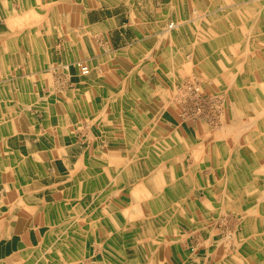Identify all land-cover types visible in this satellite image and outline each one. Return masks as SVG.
<instances>
[{
    "label": "crops",
    "instance_id": "obj_1",
    "mask_svg": "<svg viewBox=\"0 0 264 264\" xmlns=\"http://www.w3.org/2000/svg\"><path fill=\"white\" fill-rule=\"evenodd\" d=\"M104 1L110 8L100 10V3L97 5L96 0H45L46 3L43 0L45 8L43 6L40 11H35L36 15H39L34 21L32 19L33 25L29 26L28 16L34 14L32 0H0V160L4 159L3 165L0 164L1 263L28 262L27 257L42 250V246L48 241V229L57 218L61 221L65 215L64 207L68 205L69 194L85 189L82 188L84 182L80 177L85 173L83 169L86 164L82 163L84 159L85 161L90 159L89 164L95 165L94 162L102 155L104 158H112V155L123 153L118 147L123 140H115L109 136L104 139L96 138L95 129L91 132L80 129L79 122L85 117L88 109L86 104L88 95L104 89V97L109 95L111 98L113 93L127 95L129 91L135 102L133 109L144 114L148 108L146 105L149 103L148 96L159 99L163 90L157 82L159 78L155 76V68L151 64L159 53L155 50L159 47V40L166 36L170 22L181 21L177 23L173 32H177L181 26V31H190L192 20L187 17L198 10L201 2ZM225 1L231 3L226 8L233 6L228 14L230 16L234 14L233 18L238 25L235 42L225 44L224 23L214 24L223 18V15H219L223 11L219 10L210 18H206L205 22V27L209 30L215 31L214 25L219 27L221 34L215 36V42L207 35L204 38L192 39L188 33L181 32L178 34L177 43L169 44L170 47L187 46L190 52L188 58L194 63L205 64L207 70L209 64L218 66L217 63L224 61L244 64L255 61L257 0ZM219 4H225L224 0H203L205 7L208 5L217 7ZM82 8L86 9V16H83ZM224 9L223 6L221 10ZM64 16H70V21H64ZM246 18L248 19L245 20ZM52 19L56 20L55 27L51 26ZM36 23H43V26L37 28L34 26ZM41 30L59 32L70 30L73 36L66 42L64 39H55V42L51 39L48 44L45 41L46 36L43 39L44 34L41 35ZM80 30L83 31L84 38L79 37L81 35L77 33ZM217 31L218 28L216 33ZM261 47L264 54V44ZM174 50L169 51L171 55L169 59L181 60L183 56L175 54ZM64 51L66 55L63 54ZM145 58L152 59L151 63L142 65L146 62ZM173 61L171 63L174 64ZM81 63L92 66L89 74H80L78 69ZM67 64L69 69L64 74V66ZM240 74L242 73L239 72L238 75ZM173 77V74L168 75L171 80ZM134 79L139 80L142 88L147 86L141 90L147 98L136 95L138 92L132 89ZM60 80L66 86L57 82ZM243 87L242 92L249 88L244 83ZM76 90L83 94V100L79 98ZM126 108L123 105L117 109ZM160 112L164 114L163 109ZM161 120L157 123L158 128L171 132L172 129L165 126L168 129L166 130ZM179 124V128L188 131L186 125ZM183 146H187L186 143ZM186 154L185 164L180 159V153L174 154L179 162L172 158L170 160L175 163L176 177H183L184 174L185 177H189L185 188L193 192L194 210L187 217L196 224L195 227L200 224L201 229L196 231L191 226H185L187 230L183 231L184 234L180 238L198 236L216 247L209 252L205 250L208 248L206 246L200 248L203 256L199 258L202 260L206 257L207 260L200 264H214L213 259L219 264L217 261L222 260L219 256H226V261L233 264H264V200L262 202L258 200L259 194L256 195L257 199H247L249 191L246 199H241L239 195L241 184L244 182L252 183L253 186L256 182H259V186L264 184V174H255L249 166V152L222 156L217 147L215 152L203 154L198 160L197 151H188ZM106 167L113 173L114 168L109 165ZM179 171H182L181 176L177 174ZM104 174H108L107 171H104ZM237 195L240 198H237ZM248 205H260L259 217L255 218L260 224V229L255 232L252 228L250 230L246 228V232H243L248 234L251 232V236L254 237L252 244L244 240L236 241L238 244L235 252L240 256L238 259L232 254L230 246L221 248L225 244L222 241L224 235L215 229L209 234L208 226H212V216L222 213L223 208L232 210V207L244 208ZM125 213V216L132 214L130 206ZM233 213H236V210L233 209ZM213 225L216 227L217 224ZM243 238L249 236L245 234ZM185 241L187 240L181 242L180 248L175 244L167 248L165 252L167 264L188 262L185 255L187 250L183 245ZM191 256L192 262L199 260L192 252ZM220 264H223L222 261Z\"/></svg>",
    "mask_w": 264,
    "mask_h": 264
},
{
    "label": "rangeland",
    "instance_id": "obj_2",
    "mask_svg": "<svg viewBox=\"0 0 264 264\" xmlns=\"http://www.w3.org/2000/svg\"><path fill=\"white\" fill-rule=\"evenodd\" d=\"M200 1H201L199 3L200 7L198 6V10H196V12L193 11L192 15L190 14L191 16L187 17L190 20H192V22H190L191 23L190 25L192 26L190 27V31H187V30L181 31L182 29V26H181V29H178L177 32L176 31L171 32L169 36L161 37V39L159 40V47H157V49L155 48L156 52H159L158 55H156V59L153 61L152 59L147 60L148 58L147 57L145 58L146 62H144V64L141 63L142 65H146V64L148 65L152 61L151 64L155 68V74H156L155 76L159 78L157 82L160 85V88L163 89L162 90L163 94L161 92V97H159V99H155L154 96H148L149 98H147V95H143L141 93V90L145 89V87L147 86L142 88L139 80L137 79L133 80L132 89L139 93V94L136 93V95L144 96L145 98H147V101L149 100L150 104L152 105L158 104L164 110V115L160 122L163 124L164 127L167 126L171 128L172 129L170 130L171 132H168V133L169 134L173 133V136H175V138L178 139V142H176L175 144H176V148L179 150L178 152L180 153V159L182 163H184L186 160L185 158L187 156L186 153L188 151L194 152L197 149V147H200V148L205 147L208 149L210 148L216 149L217 147H219L220 152L222 153V156H226L231 153L249 152L250 154L249 159H248L249 166L252 168L253 171H255V174H261V173L264 174V54L262 52L263 48L261 47V45L264 44V0H257V3H256V22L257 23H256V31H255V36H256L255 40L257 44V51H256V56L254 58L255 61L248 63V64L239 63V62L230 63L228 61H224L223 63H217L218 66H215V64H209L208 70L205 64L194 63L191 61L190 58H188L190 57V55H188L190 52H188L187 46L178 45L176 46V48H173V47L171 48L169 45V44L177 43L178 34L181 32L188 33V35L193 37L192 39H200L202 37L204 38L207 35V37L212 42H215V36L216 35L219 36L221 34L219 27L218 26L215 27V25L216 24L219 25L222 22L225 25L224 26V34H225L224 43L227 44V42L230 43V42L236 41V38H237L236 32H237L238 25L235 23V20L233 18L234 14L232 16L228 14L231 11L229 9H232L233 6L230 8H226L231 3H229V1L226 3V1L224 0L225 4L223 5L219 4L217 7H215L214 5L213 6L208 5L205 7V5H203V0H200ZM32 2L33 4L31 5V7L33 8L32 9L33 11L32 10L31 11L34 14L30 13L31 16H28L29 21L27 24L29 26L33 25L32 17H34L33 19L34 21L39 15V14L36 15L35 11L37 12L40 11V8L43 7L46 3L45 0H44L45 3L43 2V0H32ZM96 2H97L96 3L97 5L100 3L99 4L101 6L100 10H103V8H110L109 5L105 4L104 0H96ZM223 6L225 7V9L221 10ZM129 7H130V4L128 3L127 9H129ZM82 9H84L83 16L84 15L86 16L85 14L86 9L85 8H82ZM219 10L223 11L221 14H219V15H223V18L219 21L217 20L216 22H214L215 31L209 30V28L205 27L206 18H210L211 15L215 13V11H219ZM63 19L64 21H70V16L68 17L64 16ZM247 19L248 18H246L245 20ZM48 20H50V18ZM52 21L53 23L51 24V26L55 27L56 20L52 19ZM180 22L181 21L179 20V22H176V23H180ZM43 23H36V25L34 26L37 28H40V26H43ZM41 28H44V27H41ZM216 28H218L217 33H216ZM42 33L44 34L42 36L43 39L46 36L45 41H47L48 44H50L49 41L51 39H53V42L56 41L55 39H61V40L64 39V41L66 42L67 39H71L73 36L70 30H64L62 32H59L56 30H53V31L41 30V35ZM77 33L81 35L79 37L81 38L83 37L82 30L78 31ZM86 34L90 36L88 32ZM245 34H247V31H245ZM61 40H60V44H61ZM207 42H210V41H207ZM171 49H175L174 50L176 52L175 54L177 55L179 54V56L181 54L183 58L181 60H174V61L170 60L169 58L171 57V55L169 54V51ZM61 51H62V48L60 49V52ZM229 51L231 55V50L229 49ZM203 53L204 51H202V54ZM63 54L66 55L65 51L63 52ZM214 57H217V56L214 55ZM168 59L170 60L169 62H167ZM172 61L174 62V64L171 63ZM81 64H84V63H81ZM67 66L69 65L67 64ZM170 67L174 68V70ZM216 67H218V69H216ZM64 69H65L64 74H66L69 68H66V65H65ZM239 72L242 73L240 74V76L238 75ZM80 74L82 73L80 72ZM171 74H173L174 76L172 80L168 78V75H171ZM248 76H250V78ZM190 79L194 82H192ZM188 81L192 82L193 84L192 83L188 84ZM243 83L249 86V88L244 89L245 92H242L241 90V88H244ZM248 90L250 92H248ZM94 92L95 93L88 95V98H87L88 103H86L88 104V109L85 112V117L82 118L79 124H80V127H82L84 124L81 125V123L83 121L84 122L86 121L87 123L90 124V126H94V129H95L94 132H95L96 138L104 139V138H107L104 135L106 133V130L108 129H110V131L114 130V126L116 123H115V119H113L112 116H116V117L119 116L118 118L122 120V126L121 128H119L120 129L119 131H121L124 134L123 135L119 134L121 138L119 137L115 140H123V141H120L121 144L120 146H118L119 150H121L123 153L115 155V156L112 155V158H109V159L118 160V161H115V163H117L116 169H119L118 174L119 175L121 174L122 177H124V180H123L124 182H122L121 180L117 182L114 181L115 175H117L115 174L117 173L115 171V167H113L114 168L113 173H110L111 170L108 169L104 165V163L98 166L97 164L93 165L91 163L92 160L90 162L91 164H89V159L84 161L83 163L86 164L85 165L86 168L83 169L85 171V174L82 175L83 176L82 178H83V182L85 185L82 184V186L85 189L84 190L82 189L80 191H74L69 194L68 205L65 206L66 208L64 207L65 209L64 220L62 219L61 221H58V218H57L56 222L58 223L56 222L53 223L52 227L48 229L50 233V234L49 233L47 234L48 242L42 246L41 248L42 250L37 251L36 253H34L33 256L31 255L30 257H27V259H29L28 262H24V263L19 262L20 264H85V263L87 264V262L88 264H92V263H97V264H119L120 263L121 264L122 263L121 261L123 259L122 245L115 246L114 248H108L105 251H102V248L100 247L101 243H99L100 240L104 242L106 237L109 239V241L111 238H116L119 240L120 238H122V235H119L118 231H120V228L122 227V225L123 227H125V224L129 222L127 220V217L124 215L125 212L127 211V206H130V209L132 210V214H130V216L133 219H135L136 222L142 221L144 219L143 218L144 216L142 217L139 216L138 214L139 210L136 207L141 202L138 199H136V196H135L136 190L139 189L140 192L142 191V189L139 188L141 186L140 182L142 181L147 182L150 188L152 186V188L154 189H155L156 182L154 178L155 174H148L145 171L143 173L142 172L143 169L140 170L139 163L143 162L144 158H142L143 156L139 151V146L142 145L141 144L142 142H144L142 141V136L146 137V135L148 136V139H149V142L146 144V151L152 150V148L156 145L155 141H157V138H158L157 132H156L157 131L156 124L158 123L157 118L143 115L140 113V111L133 109L134 108L133 105H135V102L133 101L132 99L133 96L129 91L127 95H115V93H113L111 98H109V95L106 98L104 97V94H103L104 89L94 91ZM79 96H80L79 98L83 100L82 98L83 94L79 93ZM202 97H203V100H202ZM210 100H213V101H210ZM121 103H123L124 107L125 108L127 107V108L123 110H118L117 108L119 106L123 107ZM261 107H263V109H261ZM198 109H200V111ZM209 109H211V111ZM185 115H189V116L186 117ZM214 115H217V116H214ZM127 116L129 117L127 118ZM179 123L186 125L188 131L184 130L182 127L179 128L180 127ZM237 123L246 124L249 128L248 127L246 128L238 127L239 129L237 130V127H236ZM229 125L233 126L234 130ZM166 130L168 129L166 128ZM239 130H241L242 133L239 132V135H238L237 132ZM222 131L224 132L223 133L224 135L220 133ZM230 131H233V132H230ZM139 133H142V135L141 134L139 135ZM129 134L131 135L130 139L127 138L128 137L127 135ZM228 134L230 136H228ZM232 135H234V137ZM236 140H237V143H236ZM184 143L187 144V147L185 146L186 149L185 148L181 149ZM102 157L104 158L103 155ZM97 161H99V158L97 159ZM119 161L121 162L120 164H119ZM193 161H194V158L192 162ZM123 166L125 170H123ZM95 167H96V170H95ZM121 170L123 172H121ZM104 171H107L108 174H104ZM158 171L160 174H162L163 172L164 173L166 172L167 174V172L169 171V164L166 163V166L165 164H163L162 167L157 169V173ZM180 173H182V171H179V173L177 174L181 176ZM108 177L110 178V180ZM109 187H111L112 189ZM127 188H129V190ZM259 190L261 191V188L258 187L256 189L252 185V183L244 182L243 185L241 184V191L239 195L241 196V199H246L247 191H249L248 193L249 197L247 199L253 200V198L257 199L256 195L261 193ZM129 191L131 192L128 193ZM239 195H237V198H240ZM128 201L130 203H128ZM233 209L236 210V213H233L232 211ZM232 210L231 208H223L222 213L216 216L213 215L212 218L210 217L212 219L211 220L212 226H208V232L210 234V231L211 230L214 231L215 229V231H219V233L224 235L226 238L228 237V239L225 242L229 240L231 241H229V244L226 243L222 245L221 248H224L225 246L226 247L230 246V248L233 250L232 254L239 259L240 256L235 252L237 244H238L236 243V241L238 242H240L241 240L249 241V244H252L254 241L253 240L254 237L251 236V232L250 234L243 233V232H246V228L250 230L252 225H254L253 221L251 222L250 219L247 220V217L249 215L251 216L250 212L254 209L252 205L251 206L248 205L247 207L244 206V208L239 207V206L232 207ZM182 221H183L182 215L178 213L176 225L173 227V229L174 231H178L180 229L179 231H181V234L184 230H187V228L183 224H181ZM215 223L217 224L216 227H214L213 225ZM179 231L177 232V234L179 233ZM173 234L175 233L173 232ZM245 234L249 236V238H243ZM183 239L184 238H181L179 240H183ZM184 240H187L183 242V245H185V250L191 251L190 245H194L197 248L191 251L192 254L196 255L198 258L199 257L201 258V256H203L200 252V248L202 247L203 249L205 246H207L206 244H204L203 238H200L197 236L195 238L194 237L185 238ZM213 242L215 243L216 241L213 240ZM145 249L147 248L140 247L138 250H140V252L143 253L141 255L142 256L141 261L143 262V264H149L150 263L149 256H145L143 252V250ZM58 251H59V254H57ZM71 253L73 254L71 255ZM136 253L137 252L135 251L134 254ZM75 255H77L76 258H74ZM80 255L83 258L80 257ZM0 264H7V263L0 262Z\"/></svg>",
    "mask_w": 264,
    "mask_h": 264
},
{
    "label": "bare ground",
    "instance_id": "obj_3",
    "mask_svg": "<svg viewBox=\"0 0 264 264\" xmlns=\"http://www.w3.org/2000/svg\"><path fill=\"white\" fill-rule=\"evenodd\" d=\"M32 19H34V17H32ZM177 27V23L176 22H170L168 24V29H167V33L166 36H169L171 32H173V30ZM165 37V36H164ZM168 57V56H167ZM66 68H68V66H66ZM91 71V67L88 64H81L80 65V72L82 74L85 75L86 70ZM90 73V72H89ZM88 73V74H89ZM87 75V74H86ZM57 80V79H56ZM191 80V79H190ZM197 80V79H196ZM195 80V81H196ZM192 81V80H191ZM60 85L62 84V86H66L64 85L61 80L57 81ZM194 82V81H192ZM188 81L189 83H192ZM55 83V82H54ZM200 83V82H199ZM202 83V82H201ZM193 84V83H192ZM54 85V84H53ZM57 86V85H56ZM205 86V85H204ZM194 87V86H192ZM206 87V86H205ZM65 88V87H62ZM198 88V87H196ZM57 89V88H56ZM176 89V88H175ZM183 89V87H182ZM193 89V88H192ZM200 89V88H199ZM182 91V90H181ZM180 91V92H181ZM52 92V91H51ZM54 92V91H53ZM184 92V91H183ZM225 92V91H224ZM102 94V93H101ZM194 94V93H193ZM213 94V93H212ZM221 94V93H220ZM116 95V94H115ZM177 95V94H176ZM186 95V94H185ZM200 95V94H199ZM222 95V94H221ZM210 96V95H209ZM224 96V95H223ZM213 97V96H212ZM117 98V97H116ZM178 98V97H177ZM183 98V97H182ZM198 99V98H197ZM210 99V98H209ZM208 99V101H209ZM224 99V98H223ZM222 99V100H223ZM228 99V98H227ZM182 100V99H181ZM192 100V99H191ZM203 100V97H202ZM206 100V99H205ZM217 100V99H216ZM219 100V99H218ZM169 101V100H168ZM172 101V100H171ZM199 101V100H198ZM213 101V100H210ZM197 102V101H196ZM202 102V101H201ZM204 102V101H203ZM215 102V101H214ZM100 103V102H99ZM172 103V102H171ZM206 103V101H205ZM222 103V102H221ZM208 104V103H207ZM220 104V103H219ZM114 105V104H113ZM146 105L148 106V108L145 110L143 115L149 116V117H155L157 118V121L161 120L163 117V112H160L162 110V108L158 105V104H150V103H146ZM190 105V103H189ZM195 105V104H194ZM201 105V104H200ZM209 105V104H208ZM197 106V105H196ZM211 106V105H210ZM216 106V105H214ZM213 106V107H214ZM219 106V105H218ZM186 107V106H185ZM193 107V106H192ZM99 108V107H98ZM211 108V107H210ZM221 108V107H219ZM177 109V108H176ZM195 109V107H194ZM202 109V108H201ZM215 109V108H214ZM217 109V108H216ZM107 110V109H106ZM105 110V111H106ZM186 110V109H185ZM200 111V109H198ZM205 110V109H204ZM211 111V109H209ZM213 110V109H212ZM219 110V109H218ZM221 110V109H220ZM188 111V110H187ZM191 111V110H190ZM196 111V110H194ZM193 111V112H194ZM203 112V111H202ZM208 112V111H207ZM97 113V112H96ZM183 113V112H182ZM101 114V113H100ZM114 114V113H113ZM187 114V112H186ZM191 114V113H190ZM215 114V113H214ZM218 114V113H217ZM220 114V113H219ZM116 115V114H115ZM200 115V114H199ZM186 117L189 115H185ZM195 116V115H194ZM204 116V115H202ZM217 116V115H214ZM119 117V116H118ZM116 116H112L113 119H115V126H114V130L110 131V129L106 130V133L104 134L106 137H114L116 138H121V135H123L124 133H122L121 131H119L122 126V120L120 118H118ZM129 116H127L128 118ZM200 117V116H199ZM211 117V116H210ZM220 118V117H219ZM216 119V118H215ZM218 119V118H217ZM222 119V118H221ZM94 120V119H93ZM134 120V119H133ZM198 120V119H197ZM213 120V119H212ZM92 121V120H91ZM90 121V122H91ZM199 121V120H198ZM216 121V120H215ZM219 121V120H218ZM225 121V120H224ZM148 122V121H147ZM211 122V121H210ZM221 122V121H220ZM235 122V121H234ZM243 123V122H242ZM242 123H237V130L239 128H246L248 127L246 124H242ZM84 124V125H83ZM124 124V123H123ZM134 124V123H133ZM215 124V123H214ZM225 124V123H224ZM223 124V125H224ZM83 125L82 127H80V129L83 131H89L91 132L94 129V126H90L89 123L87 122H82ZM92 125V124H91ZM132 125V124H130ZM211 125V123H210ZM222 125V126H223ZM236 125V123H235ZM154 126V125H153ZM157 126V124H156ZM225 126V125H224ZM230 126V125H229ZM228 126V127H229ZM128 127V126H127ZM135 127V126H133ZM143 127V126H142ZM227 127V128H228ZM231 128H233V126H230ZM239 127V128H238ZM218 128V127H216ZM230 128V129H231ZM249 128V127H248ZM247 128V129H248ZM251 128V126H250ZM144 129V128H143ZM142 129V130H143ZM213 129V127H212ZM215 129V128H214ZM122 130V129H121ZM157 130V131H156ZM156 132H157V141L156 145L152 148V150H147L146 151V144L149 142L148 136H142V142L139 146V151L142 154V158H144L143 162L139 163L140 166V170H142V172L144 173L147 172L148 174H155L154 178H155V189L150 188L149 184L145 181L140 182L141 186L139 187L140 189H142V191L140 192L139 189L136 190V199H138L140 202V204H138L137 209L139 210V216H144L142 221L136 222L135 219H133L130 214L126 215L127 220L129 222H127L125 224V227L120 228V231H118L119 235H122V238L116 239V238H111L110 241L109 239L106 237V239L104 240V242H102L100 240L99 243H101L100 247L102 248V251H105L108 248H114L115 246H121L122 245V255H123V259H122V263L121 264H143L142 260V254L140 252V250H138L140 247L141 248H147L145 250H143L145 256H149L150 259V263L151 264H167L168 262L165 261V255H166V250L169 246H171V244H175L177 247H181L180 244L181 242L184 240H179L181 239L180 236H183V232L181 234V231L177 234L173 227L176 225V221H177V214H181L183 221L181 224H183L184 226H191L194 229H196V231H199L200 228V224H197V226L195 227L196 224H193L190 219L187 217L191 214V212L194 210V202H193V192H189L185 186L187 184V182H189V177H185V174L183 177H176V172H175V163L173 161H171L170 159H176L179 162L178 157H174V154H178L179 150L176 148V142H178V139L175 138V136L170 135L168 132L163 131L161 128H158V126L156 127ZM234 130V128H233ZM249 130V129H248ZM80 131V130H78ZM84 131V132H85ZM152 131V130H151ZM154 131V132H155ZM227 131V129H226ZM245 131V130H243ZM146 132V131H145ZM153 132V131H152ZM233 132V131H230ZM239 132L242 133L241 130H239L237 132V134L239 135ZM88 133V132H87ZM213 133V132H212ZM222 135H224L223 131L220 132ZM142 135V133H139V135ZM152 134V133H151ZM234 134V133H233ZM130 135V134H129ZM129 135H127L128 139L131 138V135L129 137ZM221 135V136H222ZM227 135V134H225ZM235 135V134H234ZM234 135H232L234 137ZM91 136V135H90ZM93 136V135H92ZM101 136V134H100ZM180 136V135H179ZM228 136H230L228 134ZM232 137V138H233ZM236 137V136H235ZM93 138V137H92ZM179 138V137H178ZM132 140V139H131ZM136 140V139H135ZM153 140V139H152ZM219 140V138H218ZM230 140V139H229ZM235 140V139H234ZM239 140V139H238ZM225 141V140H224ZM140 142V141H139ZM153 142V143H155ZM233 142V140H232ZM227 143V142H226ZM237 143V140H236ZM100 144V143H99ZM187 145V144H186ZM131 147V146H130ZM149 147V146H148ZM152 147V146H151ZM181 147V146H180ZM187 147V146H186ZM185 148V146H182L181 149ZM228 148V147H227ZM150 149V148H149ZM186 149V148H185ZM217 149V148H216ZM216 149L212 150V148L208 149L205 147H197V149L195 151H197V155L196 158L198 160V158H200L203 154H210L212 152H215ZM225 149V147H224ZM227 150V149H226ZM92 152V151H91ZM135 155V154H134ZM94 157V156H93ZM139 157V156H138ZM96 158V157H95ZM129 159V158H128ZM10 161V159H8ZM83 160V159H82ZM120 160V159H119ZM85 161V159H84ZM90 161V159H89ZM102 161V162H101ZM115 161L118 160H114V159H109V158H99V161H95L94 163L97 164L98 166H100V164L104 163V165H109L112 168L115 167V171L117 173V175H115V179L114 181H119L121 180L123 182L124 177H122V175L118 174L119 173V169L117 168V163H115ZM88 162V161H87ZM130 162V161H129ZM128 162V163H129ZM4 163V159L1 158L0 160V164ZM11 163V162H10ZM83 163V162H82ZM121 162L119 161V164ZM166 163L169 164V172L166 174V172L160 174L159 171L157 173V169L162 167L163 164ZM88 164V163H87ZM82 167V166H81ZM121 167V165H120ZM86 168V167H85ZM96 168V167H95ZM119 168V167H118ZM110 169V168H109ZM87 170V169H86ZM123 170L124 166H123ZM99 171V170H98ZM84 172V171H83ZM121 172H123L121 170ZM120 172V173H121ZM141 172V174H142ZM192 172V171H191ZM190 172V173H191ZM189 173V172H187ZM85 174V173H84ZM97 174V173H96ZM103 174V173H102ZM166 174V175H165ZM10 175V174H9ZM88 175V174H87ZM189 175V174H188ZM73 176V175H72ZM104 176V175H103ZM83 177V176H80ZM85 177V176H84ZM72 178V177H71ZM107 179V178H106ZM112 179V178H111ZM147 179V178H146ZM136 180V179H135ZM6 181V180H5ZM107 181V180H106ZM148 181V180H146ZM109 183V182H108ZM131 185V184H130ZM193 185V184H192ZM93 186V185H92ZM133 186V185H132ZM76 187V186H75ZM121 187V186H120ZM190 187V186H189ZM254 187L257 189L258 187L261 188V193L259 194L260 196L258 197L259 201H263L264 200V184H262L261 186H259V182H256L254 184ZM83 188V186H82ZM111 188V187H109ZM112 189V188H111ZM120 189V188H119ZM129 190V188H127ZM126 189V190H127ZM151 189V190H150ZM194 189V188H193ZM153 190V191H152ZM94 191V190H93ZM101 191V190H100ZM113 191V190H112ZM151 191V193H150ZM92 192V191H91ZM90 192V193H91ZM131 191H129L128 193H130ZM95 193V192H94ZM127 193V194H128ZM259 193V192H258ZM112 195V194H111ZM116 195V194H115ZM106 196V195H105ZM96 197V196H95ZM109 197V196H108ZM83 198V197H82ZM78 199V198H76ZM72 200V199H71ZM96 200V199H95ZM85 201V200H84ZM91 201V200H90ZM118 201V200H117ZM122 201V200H121ZM93 202V201H92ZM105 202V200H104ZM67 203V202H66ZM128 203H130L128 201ZM132 203V201H131ZM83 204V203H82ZM87 204V203H86ZM75 205V204H74ZM98 205V204H97ZM121 205V204H120ZM76 206V205H75ZM74 207V206H73ZM129 206H127L128 209ZM253 209L250 213L251 216L250 219L254 222V225H252V229L257 232L260 229V224L258 223L257 220H255V218L259 217V212H260V205H252ZM66 208V207H65ZM97 208V207H96ZM121 209V208H120ZM65 210V209H64ZM76 210V209H75ZM89 211V210H88ZM101 211V210H99ZM233 211V210H232ZM242 211V210H241ZM120 212V211H119ZM131 212V209H130ZM71 213V212H70ZM77 213V212H76ZM249 213V214H250ZM79 214V212H78ZM89 214V213H88ZM95 214V213H94ZM126 214V213H125ZM143 214V215H142ZM240 214V213H239ZM226 215V214H225ZM245 215V214H244ZM76 216V215H75ZM95 216V215H94ZM197 216V215H196ZM63 217V216H62ZM72 217V216H71ZM86 217V216H85ZM98 217V216H97ZM249 217L247 218V220L249 219ZM65 217H63L64 220ZM82 218V217H81ZM94 218V217H93ZM110 218V217H109ZM132 218V219H131ZM139 218V217H138ZM77 219V218H75ZM131 219V221H130ZM141 219V218H140ZM97 220V218H96ZM125 220V219H124ZM74 221V220H73ZM251 221V222H252ZM67 222V221H66ZM80 222V220H79ZM93 222V221H92ZM95 222V221H94ZM99 222V221H98ZM225 222V221H224ZM58 223V222H57ZM64 223V222H62ZM107 223V222H106ZM72 224V223H71ZM80 224V223H79ZM78 224V226H79ZM84 224V223H83ZM252 224V223H251ZM59 225V224H58ZM182 225V226H183ZM56 226V225H55ZM54 226V228H55ZM73 226V225H72ZM57 227V226H56ZM97 227V226H96ZM66 228V227H65ZM105 229V228H104ZM85 230V229H84ZM88 230V229H87ZM177 230V229H176ZM106 231V230H105ZM65 232V231H64ZM71 232V231H70ZM107 232V231H106ZM110 232V231H109ZM173 232L175 234H173ZM82 233V232H81ZM104 233V232H103ZM50 234V233H49ZM56 234V233H55ZM61 235V234H60ZM84 235V234H83ZM55 236V235H54ZM78 236V235H77ZM177 236V237H176ZM61 237V236H60ZM83 237V236H82ZM85 237V236H84ZM101 237V236H100ZM46 238V237H45ZM59 238V237H58ZM80 238V237H79ZM72 239V238H71ZM86 239V238H85ZM88 239V238H87ZM228 239V237L226 238L224 236V238H222V241L226 244H228V241L225 242ZM57 240V239H56ZM77 240V239H76ZM53 241V240H52ZM95 241V239H94ZM204 244H206L208 247L207 250L208 252L210 250H215V246H211L210 244L207 243V240H203ZM42 242V241H41ZM48 242V241H47ZM85 242V241H84ZM62 243V242H61ZM97 243V244H99ZM96 244V243H95ZM73 246V245H72ZM78 246V244H77ZM32 247V246H31ZM27 248V246H26ZM100 248V249H101ZM197 247L194 245H191V251H193L194 249H196ZM81 249V248H80ZM138 251H137V250ZM202 249V247H201ZM199 250V248H198ZM228 250H230L228 248ZM261 250V249H260ZM135 251L137 252L136 254ZM191 251H187L185 252L186 258L188 260V262L186 264H200V262H204L206 260V257H203V261L201 259H197L196 261L194 260L192 262V256H191ZM71 252V251H70ZM119 252V251H118ZM204 252V251H203ZM74 253V252H73ZM71 253V255L73 254ZM121 253V252H120ZM257 253H259V251H257ZM57 254H59V251L57 252ZM31 255V254H30ZM208 255V254H207ZM60 257V256H59ZM70 257V256H69ZM77 255H75L74 258H76ZM80 257H82L80 255ZM62 258V257H61ZM71 258V257H70ZM79 258V256H78ZM83 258V257H82ZM135 258V260H134ZM219 258H222V260H216L219 264L222 261L223 264H233L232 262L226 261V256H219ZM103 259V258H102ZM218 259V258H217ZM45 260V259H44ZM134 260V261H133ZM79 261V260H78ZM77 261V262H78ZM83 261V260H82ZM214 264L215 263V259H213ZM62 262V261H61ZM72 262V261H71ZM87 262V261H86ZM167 262V263H166ZM42 263V262H41ZM145 263V262H144ZM149 263V264H150ZM86 264V263H85ZM88 264V262H87ZM120 264V263H119Z\"/></svg>",
    "mask_w": 264,
    "mask_h": 264
},
{
    "label": "built area",
    "instance_id": "obj_4",
    "mask_svg": "<svg viewBox=\"0 0 264 264\" xmlns=\"http://www.w3.org/2000/svg\"><path fill=\"white\" fill-rule=\"evenodd\" d=\"M85 70H86V73H85V75H86V74H88V73L90 72V71H89V70H87V69H85Z\"/></svg>",
    "mask_w": 264,
    "mask_h": 264
}]
</instances>
